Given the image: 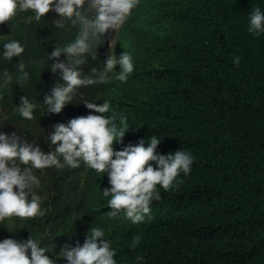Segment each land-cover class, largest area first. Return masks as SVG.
I'll return each instance as SVG.
<instances>
[{"label": "clouds", "instance_id": "9594fccd", "mask_svg": "<svg viewBox=\"0 0 264 264\" xmlns=\"http://www.w3.org/2000/svg\"><path fill=\"white\" fill-rule=\"evenodd\" d=\"M0 31V264L156 261L174 121L264 113V0H0Z\"/></svg>", "mask_w": 264, "mask_h": 264}, {"label": "trees", "instance_id": "16d2710c", "mask_svg": "<svg viewBox=\"0 0 264 264\" xmlns=\"http://www.w3.org/2000/svg\"><path fill=\"white\" fill-rule=\"evenodd\" d=\"M21 17L5 27L11 38L21 34ZM237 56L241 64L239 54L232 60ZM254 65L264 69V49ZM252 78L262 75L252 71ZM190 111L184 124L174 121L173 138L177 150L192 155L191 171L168 190L157 185L160 199L150 213L157 245L141 246L157 260L142 264H264V113H218L211 100Z\"/></svg>", "mask_w": 264, "mask_h": 264}]
</instances>
